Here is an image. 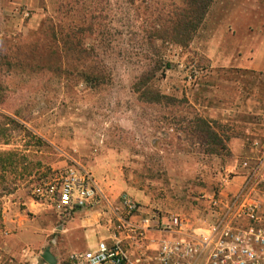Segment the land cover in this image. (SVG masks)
<instances>
[{
	"label": "rangeland",
	"instance_id": "rangeland-1",
	"mask_svg": "<svg viewBox=\"0 0 264 264\" xmlns=\"http://www.w3.org/2000/svg\"><path fill=\"white\" fill-rule=\"evenodd\" d=\"M173 1L0 0V229L5 214L75 227L47 236L34 264H48V247L62 264L104 236L92 214L58 222L28 211L34 185L56 171L82 166L147 212L205 225L210 197L242 187L241 164L264 165L248 148L264 134V73L236 60L248 37L264 34V0H215L187 46L164 29ZM263 174L254 188L264 218Z\"/></svg>",
	"mask_w": 264,
	"mask_h": 264
},
{
	"label": "built area",
	"instance_id": "built-area-1",
	"mask_svg": "<svg viewBox=\"0 0 264 264\" xmlns=\"http://www.w3.org/2000/svg\"><path fill=\"white\" fill-rule=\"evenodd\" d=\"M252 147L262 149L259 141ZM244 165L251 171L235 194L210 197L212 221L205 225L177 213L147 212L127 193H108L82 166L37 183L31 199L60 219L88 213L105 222L98 243L62 264H264L263 202L254 188L264 165Z\"/></svg>",
	"mask_w": 264,
	"mask_h": 264
},
{
	"label": "crops",
	"instance_id": "crops-1",
	"mask_svg": "<svg viewBox=\"0 0 264 264\" xmlns=\"http://www.w3.org/2000/svg\"><path fill=\"white\" fill-rule=\"evenodd\" d=\"M248 38L249 39L246 40L245 47L243 48L241 53L238 54L236 57L237 68L245 71H250L253 73L254 72L264 73V34H256ZM259 97L260 96L251 94L249 95V97L246 96V99L249 104H254L259 102ZM253 136L255 137L250 138L252 142L259 141L261 143V148H262V149H254V151H257L258 153L262 154V151L264 150V134L253 135ZM248 148L253 149L252 143L249 145ZM245 162L241 164V169H243L246 172V174L241 177L243 178L242 181L243 183L247 175L251 171L250 168L245 167L244 165ZM237 167L240 168V165H237ZM27 205H28V211L32 212L33 214L40 215L43 213H47V210L35 204L31 198L27 202ZM23 217L24 216H22V218ZM54 219L60 222V218L58 216L57 217L55 216ZM83 222L85 223V221ZM2 223L4 225H3V230L0 229V264L37 263L36 261L37 258L35 257L34 248H38L41 243L47 244L48 243L47 236H51L56 234V232H59L60 234H65V237L67 238L68 234L75 231V227H72L73 220L64 224L63 227L52 225L49 226L48 228H45L40 226H34L33 224L26 222H23L21 224L18 219L13 218L10 214L7 215L5 214ZM12 227L17 228L18 232L16 233L10 232ZM51 243L54 246H59V244H62L64 249L67 248L66 245L67 241L65 242V244L58 243L57 238H54L51 239ZM48 248L53 252L51 247ZM72 253H67V254L69 256Z\"/></svg>",
	"mask_w": 264,
	"mask_h": 264
},
{
	"label": "trees",
	"instance_id": "trees-1",
	"mask_svg": "<svg viewBox=\"0 0 264 264\" xmlns=\"http://www.w3.org/2000/svg\"><path fill=\"white\" fill-rule=\"evenodd\" d=\"M133 4L134 0H130ZM215 0H177L171 3L168 17L172 25L165 31L175 34L169 42L187 46L200 29ZM153 76V75H152ZM147 78H152L149 74ZM6 133L0 135V140ZM6 152H3V154Z\"/></svg>",
	"mask_w": 264,
	"mask_h": 264
},
{
	"label": "water",
	"instance_id": "water-1",
	"mask_svg": "<svg viewBox=\"0 0 264 264\" xmlns=\"http://www.w3.org/2000/svg\"><path fill=\"white\" fill-rule=\"evenodd\" d=\"M42 258L48 264H57L58 263L57 257L53 254V252L49 248L43 253Z\"/></svg>",
	"mask_w": 264,
	"mask_h": 264
}]
</instances>
